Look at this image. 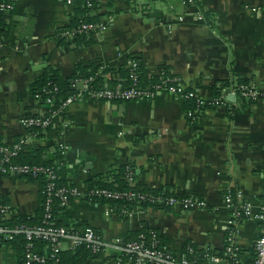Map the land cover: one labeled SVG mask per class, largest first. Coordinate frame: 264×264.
Masks as SVG:
<instances>
[{
	"label": "crops",
	"instance_id": "0c3cea01",
	"mask_svg": "<svg viewBox=\"0 0 264 264\" xmlns=\"http://www.w3.org/2000/svg\"><path fill=\"white\" fill-rule=\"evenodd\" d=\"M90 14L108 30L61 43L59 32L79 16L74 5L14 0L3 20L6 42L0 49V141L13 145L28 134L23 118L47 113L48 105L40 103L30 85L48 66L65 78L78 65L100 66L106 87L124 85L120 70L135 57L143 83L166 70L202 100L229 81V90L222 89L223 94L229 91V104L205 110L197 122L189 118L188 103L167 90L150 100L125 103L84 96L28 147L56 153L55 144L64 142L68 150L60 177L74 185L132 165L136 185L208 203L206 210L193 211L137 206L128 217L107 201L75 200L58 212L61 224L93 227L107 240H136L143 228L156 230L179 258L186 257L189 243L222 254L231 217L227 192H241L255 212L264 193V100L232 92L244 81L264 94V0H196L193 6L184 0H96ZM0 198L11 206L10 225L32 220L43 205L41 183L0 174ZM235 231L243 261L253 264L260 223L241 220ZM38 248L49 251L46 244ZM70 250L64 242L63 252ZM23 254L22 244L0 240V264H24ZM84 264L135 263L110 252L91 254Z\"/></svg>",
	"mask_w": 264,
	"mask_h": 264
},
{
	"label": "built area",
	"instance_id": "2783aa9c",
	"mask_svg": "<svg viewBox=\"0 0 264 264\" xmlns=\"http://www.w3.org/2000/svg\"><path fill=\"white\" fill-rule=\"evenodd\" d=\"M196 0H184L186 6H193ZM69 6L74 4V0H65ZM14 8V3H6L0 1V49L5 45V38L1 33L2 23L7 13ZM199 20H204L202 15H198ZM108 30L107 24L104 22H81L78 27L70 28L59 32V37L72 41L78 36L89 35L92 33L105 32ZM139 65L140 62L136 59H130L128 68L130 69L129 79L133 85L125 88L122 84L116 85L114 88L93 89L91 82L93 78L85 80H77L73 87L79 90L77 95L68 97L56 111L49 110L45 114H40L39 117L26 116L23 118V123L26 127L37 126L43 129V132H49L54 126L56 117L61 116L64 110L72 103L81 99V97H91L94 100L103 102H130L140 100L153 99L158 93L170 91L183 101H194L195 107L189 110L188 115L192 122H197L207 109L224 107L227 104V95L223 94L219 97H212L209 100L198 98L197 93L193 89H186L180 85V81L174 75L169 74L166 70H162L155 84L151 82L140 84L139 82ZM82 85V88H79ZM233 94H241L251 100H264V94H261L251 83H243L237 85L232 91ZM54 95V92L52 93ZM38 100H41L39 95H36ZM54 98L47 99V105H52ZM66 127V126H65ZM60 138L63 132L60 131ZM36 135L27 134L18 139L11 146H3L0 148V174L5 176L32 178L41 183V193L44 198L43 202V220L38 225L16 224L10 225L6 218L12 213L11 206L8 204H0V240L10 242L14 241L18 236H23L26 241L23 254L24 264H47L52 261L53 264H58L60 254L63 252V243L68 242L71 250L84 248L92 255H101L110 252H119L122 255H127L133 258L135 264H198L197 261L191 260L187 256L179 258L168 250L159 232L156 230H147L141 232L136 240L123 241L120 238L107 240L104 236L93 227H80L76 225H61L55 224L54 208L59 202L60 207L68 208L70 200H85L89 202H101L108 200L115 201H133L145 200L150 203V206H161L173 208L179 206L185 210H206L208 203L206 200L198 196H178L169 195L162 196L157 194L134 193L131 191L119 192L106 188H89L87 185H76L74 187H63L58 184L60 177L61 163L56 162L54 166L44 167L30 164H17L13 162L20 152L31 146V142L37 139ZM60 154L65 157L68 146L61 142L55 144ZM127 182L131 186H136L133 169L128 168ZM152 190V189H149ZM123 208L121 213L132 217L133 208ZM225 207L231 212L230 220L228 221L229 233L226 237V246L222 254L205 251L204 260L210 264H247L242 259V250L239 247L236 237L235 227L241 220H256L261 225V235L254 245L256 258L253 264H264V193L262 202L258 212L254 211V206L251 202L243 200V194L238 192L234 194L228 191L225 196ZM44 241L48 246V253H39L35 248L36 241ZM189 252L193 253V248L189 247Z\"/></svg>",
	"mask_w": 264,
	"mask_h": 264
},
{
	"label": "trees",
	"instance_id": "16d2710c",
	"mask_svg": "<svg viewBox=\"0 0 264 264\" xmlns=\"http://www.w3.org/2000/svg\"><path fill=\"white\" fill-rule=\"evenodd\" d=\"M4 1L6 3H14V0H0ZM76 8V13L80 16L68 27L62 28L61 31L70 29V28H75L78 27L81 22H94V23H100L98 17H93L90 13L96 8V0H74L73 4ZM3 26V23H2ZM60 31V32H61ZM1 33L3 35V27L1 30ZM86 36V35H82ZM82 36L76 37V39L81 38ZM61 43H64L65 40L60 38L59 40ZM131 59H136L135 57H131ZM139 83L141 84H146L148 83H143V78H142V70L141 66L139 65ZM120 74L122 77L125 78L124 81V87L129 88L133 85V82L129 79L130 76V69L129 68H122L120 70ZM93 78V82H91V86L93 89L99 90L103 88H114L116 84H109L108 86L105 87L104 80H103V75L101 73L100 66L97 65H90V66H82L78 65L76 67L75 73L68 77L65 78L63 75L60 74L58 69L52 68L50 66L45 67L40 74V76L30 85V90L31 92L36 96L39 95L41 100L40 103L43 105H47V99L50 97L54 98V103L52 105L47 106V112L49 110L56 111L60 108L61 104L70 96L77 95L79 93V90L73 87L74 83L77 80H85V79H90ZM158 81V78L155 77L151 82V84H155ZM222 87L220 89H216L215 96L214 97H219L223 95V88H226L229 90V81H222ZM244 81H239L237 85L243 84ZM150 84V83H149ZM231 87V86H230ZM236 87V86H235ZM234 88V87H233ZM223 89V90H222ZM222 92H221V91ZM54 92V95L52 93ZM239 96L243 97L241 94ZM188 103L186 108L188 110H191L195 107L194 101H185ZM186 103V104H187ZM227 104H229V101H227ZM33 117L37 118L40 115H32ZM27 131L31 135H36L37 137H41L43 135V129L37 126H28ZM18 141V140H17ZM16 141V142H17ZM6 146L0 141V148ZM47 155L50 157L48 158ZM1 158V155H0ZM65 157H63L59 151L56 153H52L49 148H44V147H35V148H27L26 150L20 152L15 158H13V162L17 164H30V165H39V166H44V167H51L54 166L56 162L61 163V165L64 163ZM128 168L133 169L134 167L131 166H121L115 170H111L109 173L104 174V175H98L97 177H94L90 179L89 181L86 182V185L89 188H106L109 190L113 191H119V192H126V191H131L134 193H143V194H157V195H162V196H169L173 195L170 193H167L165 191H160L156 189L149 190L144 186L136 185V186H131L127 182V177H128ZM134 172V170H133ZM135 173V172H134ZM112 178V180L110 179ZM32 179V178H30ZM35 180V179H32ZM58 184L63 186V187H74L76 185L66 182L61 180V178L58 180ZM42 189V188H41ZM41 198L42 201L44 202V198L41 193ZM70 206L73 204V200H70ZM113 205L114 209H117L118 211L121 212L123 208L127 207H132L133 205H140L142 207L150 206V203L145 201V200H133V201H115V200H108ZM0 204H6L5 201H3L0 198ZM43 204V203H42ZM64 208L60 207L59 202L57 201L55 208H54V214L55 218L58 215V212L63 210ZM43 214H44V209L43 206L40 208L37 216L28 221H22L18 222V224H26V225H38L42 222L43 220ZM56 225L61 224L58 222L56 219L54 222ZM63 225V224H61ZM147 229H142L141 232H146ZM138 234V235H139ZM137 239V238H136ZM10 245H17V244H22L23 248L25 250V245L26 241L23 236H18L14 241L8 242ZM38 244H43L45 245L46 243L44 241H36L35 242V248L39 253H43L42 251L39 250ZM193 248V253L189 252V247ZM204 255L205 251H200L195 248L192 244H187L186 246V256L190 258L191 260L197 261L199 264L200 260H204ZM91 256V253L84 249V248H79L76 250H70L66 252H62L60 254V261L58 264H84L88 257ZM47 264H53L52 261H49Z\"/></svg>",
	"mask_w": 264,
	"mask_h": 264
},
{
	"label": "water",
	"instance_id": "95a60500",
	"mask_svg": "<svg viewBox=\"0 0 264 264\" xmlns=\"http://www.w3.org/2000/svg\"><path fill=\"white\" fill-rule=\"evenodd\" d=\"M79 88H82V85H79ZM228 100H230V99L228 98Z\"/></svg>",
	"mask_w": 264,
	"mask_h": 264
}]
</instances>
